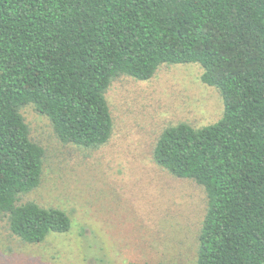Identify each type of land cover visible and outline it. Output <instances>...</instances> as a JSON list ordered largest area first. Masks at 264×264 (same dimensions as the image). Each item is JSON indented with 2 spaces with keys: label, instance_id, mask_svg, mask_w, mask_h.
<instances>
[{
  "label": "trees",
  "instance_id": "16d2710c",
  "mask_svg": "<svg viewBox=\"0 0 264 264\" xmlns=\"http://www.w3.org/2000/svg\"><path fill=\"white\" fill-rule=\"evenodd\" d=\"M165 63H199L224 100L216 123L170 126L155 150L207 192L196 264H264V0H0V214L14 234L39 243L70 227L61 210L18 204L45 157L23 107L63 142L98 147L113 129L112 81Z\"/></svg>",
  "mask_w": 264,
  "mask_h": 264
},
{
  "label": "rangeland",
  "instance_id": "374dc122",
  "mask_svg": "<svg viewBox=\"0 0 264 264\" xmlns=\"http://www.w3.org/2000/svg\"><path fill=\"white\" fill-rule=\"evenodd\" d=\"M203 71L199 63H165L148 80L114 79L106 92L113 129L98 147L63 142L47 116L23 107L45 157L40 184L18 204L61 210L70 227L29 243L0 214V264H196L207 192L160 165L155 150L166 128H200L223 116L222 95L202 81Z\"/></svg>",
  "mask_w": 264,
  "mask_h": 264
}]
</instances>
